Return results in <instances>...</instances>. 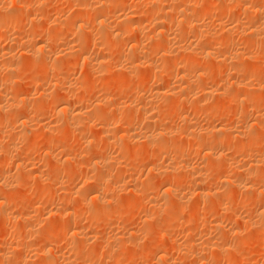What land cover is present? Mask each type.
Segmentation results:
<instances>
[{
  "label": "bare ground",
  "instance_id": "bare-ground-1",
  "mask_svg": "<svg viewBox=\"0 0 264 264\" xmlns=\"http://www.w3.org/2000/svg\"><path fill=\"white\" fill-rule=\"evenodd\" d=\"M0 239L264 264V0H0Z\"/></svg>",
  "mask_w": 264,
  "mask_h": 264
},
{
  "label": "rangeland",
  "instance_id": "rangeland-1",
  "mask_svg": "<svg viewBox=\"0 0 264 264\" xmlns=\"http://www.w3.org/2000/svg\"><path fill=\"white\" fill-rule=\"evenodd\" d=\"M127 1H128V2H131V1H133V0H130V1L127 0ZM133 208H134V207L128 208L129 210L127 209V211H129V212H136V211H135L136 208H134V209H133ZM130 210H131V211H130ZM129 222H130V221H128V223H129ZM126 223H127V222H126ZM128 223H127V224H128ZM177 232L180 233L179 231H177ZM180 234H181V233H180ZM180 234L178 235V234L176 233V235H178L177 237H179ZM6 237H7V239H8V236L6 235V236L3 238L4 241L7 240ZM0 240H1V239H0ZM2 241H3V240H2ZM254 247H255V246H254ZM256 247H257V251H254V253H253L254 256H255V255H256V256L259 255V254H260V253H259V250H260V251L262 250V248H260V246H259V247L256 246ZM261 247H262V246H261ZM255 252H257V253H255ZM258 253H259V254H258ZM260 255H261V254H260ZM256 256H255V257H256Z\"/></svg>",
  "mask_w": 264,
  "mask_h": 264
}]
</instances>
